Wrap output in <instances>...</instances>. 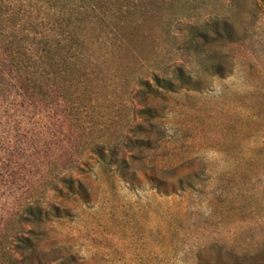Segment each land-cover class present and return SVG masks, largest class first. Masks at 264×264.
Returning <instances> with one entry per match:
<instances>
[{"label": "rangeland", "instance_id": "1", "mask_svg": "<svg viewBox=\"0 0 264 264\" xmlns=\"http://www.w3.org/2000/svg\"><path fill=\"white\" fill-rule=\"evenodd\" d=\"M234 6L230 46L189 43L229 0L156 4L123 37L90 38L63 101L38 87L23 99L0 48V236H29V264H257L264 8ZM176 68L190 83L138 95ZM30 206L39 224L20 223Z\"/></svg>", "mask_w": 264, "mask_h": 264}, {"label": "trees", "instance_id": "2", "mask_svg": "<svg viewBox=\"0 0 264 264\" xmlns=\"http://www.w3.org/2000/svg\"><path fill=\"white\" fill-rule=\"evenodd\" d=\"M177 1L0 0V48L14 72L15 84L22 89L23 99L33 102V90L38 87L41 92L50 88L55 99L63 101L66 84H76L86 77L85 72L83 77L80 74V64L82 66L83 50L90 38L96 41L108 35L121 38L129 29L135 30L140 25L141 17L149 7L166 3L173 5ZM238 1L229 0L228 11L193 29L189 43L195 51L201 52L204 46L212 47L215 43L230 46L242 40L236 33L232 18ZM249 1L256 12L264 8L263 0ZM173 74L172 78L153 76L152 82L138 80L137 84L145 86L138 95L155 98L159 95L158 88L172 91L174 80L181 85L191 81V77L180 68H176ZM36 103L41 104L37 99ZM41 216L39 208L30 206L26 208V215L18 218L20 223L39 224ZM21 233L15 232L11 243L7 236H0V264H29L34 251L33 242ZM257 253V264H264V247ZM233 255L234 264H245V258L249 257L245 252Z\"/></svg>", "mask_w": 264, "mask_h": 264}]
</instances>
